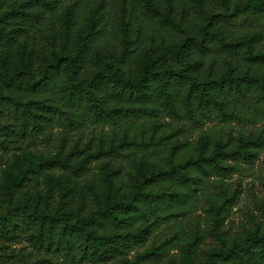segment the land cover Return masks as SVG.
I'll list each match as a JSON object with an SVG mask.
<instances>
[{
    "label": "trees",
    "instance_id": "trees-1",
    "mask_svg": "<svg viewBox=\"0 0 264 264\" xmlns=\"http://www.w3.org/2000/svg\"><path fill=\"white\" fill-rule=\"evenodd\" d=\"M238 13L264 22V0H0V44L18 53L0 70V151L21 149L33 169L30 137L55 125L108 124L109 135L94 138L98 166L115 178L142 175L129 196L101 200L71 182L32 193L22 173L0 190V236L27 226L63 258L47 253L31 264L105 263L149 239L141 256L150 261L179 245L174 264H264V230L227 238L219 228L240 193L224 178L264 147L263 124L231 123L253 120L249 105L264 114V26L234 31L227 22ZM188 126L197 127L193 140ZM57 137L68 139L65 130ZM81 139L65 160L44 163L69 161L84 176L91 140ZM199 198L217 241L208 247L194 215ZM182 215L190 234L154 236Z\"/></svg>",
    "mask_w": 264,
    "mask_h": 264
},
{
    "label": "rangeland",
    "instance_id": "rangeland-1",
    "mask_svg": "<svg viewBox=\"0 0 264 264\" xmlns=\"http://www.w3.org/2000/svg\"><path fill=\"white\" fill-rule=\"evenodd\" d=\"M238 13L230 21L228 26L236 31L249 26L263 28L264 22L262 16H255L251 13ZM18 63V53L15 46H5L0 44V70L6 68L11 70L13 66ZM248 104V103H247ZM249 110L254 112V116L250 117V121L231 122L235 128L245 126L246 128H255L264 125V114L257 112L254 106H247ZM169 119V117H166ZM219 124L217 120H209L206 125ZM67 132L68 139L64 142L58 139V134L63 131ZM111 126L108 124H88L84 126H76L73 128H63L62 126H52L43 135L30 137L26 143L29 149L33 152V158L36 162V167H30L28 161L22 156L21 149L17 147L6 149L3 153L0 151V190H4L8 184L13 180L18 179L22 173H26L28 187L35 193L38 187L43 191L46 187H51L54 193H57L59 188L65 186L67 182H71L75 186L78 193H85L88 196H96L101 200H112L115 193L129 196L132 189L136 187L137 179L142 175L138 174H124L123 177L114 176L112 173H105V170L98 166L95 151L97 150L98 141L94 138L100 133L109 135ZM188 138L193 140L197 134V127L188 126ZM82 137L81 142L91 140L90 147L82 154V157L88 154V165L84 170V176L79 177L75 172V166L67 165L69 161H64L69 151L74 148L73 141L77 137ZM26 148V147H23ZM127 154L121 158L125 164L128 161ZM45 159H60L63 162H57L54 168H49ZM234 164V161H229ZM236 162V161H235ZM144 168L145 164H140ZM227 178V182H239L240 193L236 202L228 210L223 224L219 227L221 233L227 237L241 238L248 231L257 228L264 230V147L260 154L252 160L246 162L238 161V164ZM31 168V169H30ZM30 176V179L28 178ZM217 178V177H214ZM220 178V177H219ZM88 180V181H85ZM3 197V195H2ZM0 196V198H2ZM203 199L199 198L195 205L194 215L199 217L201 228L204 229L205 236L203 239L204 247H208L217 241L206 223L207 214L200 209ZM189 215H182L180 217L172 218L166 222L161 223L155 228L153 234L156 238H164L169 236L174 230H178L179 239L192 232V225ZM27 226L18 227L19 233L12 238L0 236V264H31L37 255L53 254L62 260L60 253L45 249L44 245L35 243L29 237ZM180 241V240H179ZM150 244V239L145 243L134 247L128 252L121 253L109 259L107 262H88L81 261L78 264H174L179 259L181 254L179 245H173L166 253L165 258L149 260L143 258L141 253ZM170 258V259H169ZM41 264H50L41 262ZM201 264V263H198Z\"/></svg>",
    "mask_w": 264,
    "mask_h": 264
}]
</instances>
